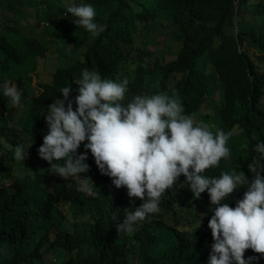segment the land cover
<instances>
[{"label": "clouds", "instance_id": "obj_1", "mask_svg": "<svg viewBox=\"0 0 264 264\" xmlns=\"http://www.w3.org/2000/svg\"><path fill=\"white\" fill-rule=\"evenodd\" d=\"M208 1L174 0V39L161 29L148 40L129 32L115 0L57 7L0 0V91L9 101L0 109H16L11 124L28 138L27 149H38L51 179H70L75 194L96 197L95 188L105 191L89 177L96 167L121 187L113 196H124L132 211L116 221L118 233H134L173 189L178 206L213 212L210 264H253L258 257L245 259L246 250L264 256V0H218L212 9ZM191 8L198 20L189 19ZM128 51L122 70L119 56ZM147 60L152 67L174 61V70L150 80ZM41 96L50 105L37 148L21 123L36 118L27 104ZM244 111L248 118L231 121ZM80 146L97 166L77 154ZM14 159L35 160L23 145ZM56 258L46 251L43 262L63 264Z\"/></svg>", "mask_w": 264, "mask_h": 264}, {"label": "trees", "instance_id": "obj_2", "mask_svg": "<svg viewBox=\"0 0 264 264\" xmlns=\"http://www.w3.org/2000/svg\"><path fill=\"white\" fill-rule=\"evenodd\" d=\"M48 2L57 7L61 0ZM115 3L130 33L151 40L159 30L166 29L174 39V0H115ZM131 52L120 54L122 70L125 60H130ZM138 57L145 59L140 52ZM147 62V67L151 69L150 80L162 72L174 70V61L165 65L157 61L155 67L151 66L149 60ZM3 95L0 91V101L6 104L9 101ZM45 102L38 98L27 104L30 109L28 113L36 115V132H41V127L44 129V116L50 105V102ZM7 109L8 113L0 109V182H4L3 187L0 185V211L18 219V227L14 228L12 236L21 243L23 251L15 252L13 256L10 254L5 239L10 228L6 220L0 218V264L44 261L45 256L43 258L40 250L34 247L36 232L32 224L48 229L45 235H49L47 239L53 253L63 264H90V258L96 253L98 259L93 264H210V256L206 254L212 252L214 243L208 227L213 212L194 213L184 206H178L174 190L169 189L161 197L158 213L149 214L144 221L137 223L134 233H118L116 221L122 223L127 213L132 211L125 197L120 195L115 198L98 188H95L99 193L96 197L77 195L73 191L72 180L51 179L50 166L47 167L41 160L35 159L33 163L16 161L15 147L23 145L27 154L31 151L27 149L28 138L16 125L11 124L16 109L9 106ZM248 117L247 111L238 112L231 121L234 123ZM82 153H87L88 162L97 166L91 152L80 146L77 154ZM178 197L193 202L187 193ZM62 204H67L70 211H63ZM42 211L47 214L46 217ZM123 235L126 244H123ZM108 239L112 240L111 244ZM174 240L177 244H174ZM68 246H72V249ZM182 254L184 257L179 259L177 256ZM244 255L245 259L258 257L253 264H264V256L251 249L246 250Z\"/></svg>", "mask_w": 264, "mask_h": 264}, {"label": "bare ground", "instance_id": "obj_3", "mask_svg": "<svg viewBox=\"0 0 264 264\" xmlns=\"http://www.w3.org/2000/svg\"><path fill=\"white\" fill-rule=\"evenodd\" d=\"M218 0H209L208 1V5H209V8H214L216 3H217ZM192 10H190V13L192 15L189 16V19H193V20H198L197 17H200V13L198 10H194L195 8H191ZM102 18H104L105 16H101ZM45 24H39L37 26H35L34 28L35 29H40L42 27H44ZM219 29V28H218ZM237 34H239V31H237ZM212 34H211V38H212ZM249 43L247 44V48L249 47ZM203 59V58H202ZM108 62V59H105L104 62H103V67L106 66V63ZM102 72L104 71H101V74ZM41 98H43L41 96ZM30 153H28L27 155H32L34 159H39V160H42V158L39 156V153H38V149H34V148H30ZM45 196V195H44ZM43 215L46 217L47 214L44 213L42 211ZM0 218L4 219V221L6 220V224L8 226V228H10L9 231H7L8 235H5V239H6V243H7V248L8 250L10 251V254L13 256V253L17 252H21L23 251V248L21 246V243L20 242H17L16 240L13 239V236H12V232L14 230L15 227H18V219L15 218V216L11 215V214H8L6 212H0ZM19 228L20 225H19ZM32 229L36 232L35 234V244H34V247L38 248L41 252V256L44 258L45 256V252L46 250H48V254L50 255V257L57 259L56 256L54 255L53 253V247L50 245L47 237L49 235H45L46 233V230H48L47 228L45 229H42V228H38L36 225L32 224ZM18 237H19V231H18ZM210 236V235H209ZM183 243V242H182ZM69 249H72V246H68ZM210 253V252H208ZM208 253L206 255H208ZM211 254H209L210 256ZM207 256V257H209ZM179 259H181V257H184V255H178L177 256ZM38 264H44V262L42 260H39Z\"/></svg>", "mask_w": 264, "mask_h": 264}, {"label": "rangeland", "instance_id": "obj_4", "mask_svg": "<svg viewBox=\"0 0 264 264\" xmlns=\"http://www.w3.org/2000/svg\"><path fill=\"white\" fill-rule=\"evenodd\" d=\"M17 2H19V0H16ZM3 18H0V21H2ZM9 36H12L11 34H9ZM14 36V35H13ZM17 37L19 38V33L17 35ZM151 48L153 50H157L159 48H161L160 44H154L151 45ZM32 69H23V73L24 74H28ZM13 72L16 73L17 75H19V66H16L13 68ZM22 113H20V110L17 112V115L15 117V122H19L20 118L22 117ZM21 127L26 128V129H30V135H31V143L39 148L42 144H43V132H36L38 129V125H37V121L36 118H34L33 120H31L30 116H27L21 123ZM89 177L92 179V181L94 182L95 180H99L103 186V188L105 189V193L107 195H114V193L118 192L120 188H116L115 185L112 182V178H110L107 175H103L101 174L100 170L96 167H91L89 168ZM68 211V209H67ZM1 212V211H0ZM212 254V252L210 253ZM209 255V254H208Z\"/></svg>", "mask_w": 264, "mask_h": 264}]
</instances>
